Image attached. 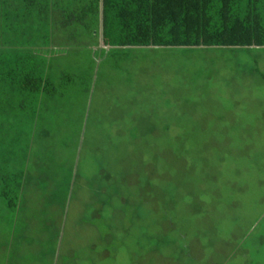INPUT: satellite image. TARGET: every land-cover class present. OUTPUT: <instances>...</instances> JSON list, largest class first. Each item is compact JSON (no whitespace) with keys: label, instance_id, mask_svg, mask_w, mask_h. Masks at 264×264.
Wrapping results in <instances>:
<instances>
[{"label":"rangeland","instance_id":"374dc122","mask_svg":"<svg viewBox=\"0 0 264 264\" xmlns=\"http://www.w3.org/2000/svg\"><path fill=\"white\" fill-rule=\"evenodd\" d=\"M96 38L51 58L28 170L3 96L0 264H264V48L111 49L87 92Z\"/></svg>","mask_w":264,"mask_h":264},{"label":"trees","instance_id":"16d2710c","mask_svg":"<svg viewBox=\"0 0 264 264\" xmlns=\"http://www.w3.org/2000/svg\"><path fill=\"white\" fill-rule=\"evenodd\" d=\"M93 35L99 62L111 49L128 59L147 48H264V0H0V114L4 100L10 101L4 94L25 93L7 110L18 123L26 119L27 161V141L34 142L45 101L56 95L51 58L65 53L69 42L80 47L82 38ZM93 77H85L87 92ZM26 173L17 165L0 170V198L12 213L20 206Z\"/></svg>","mask_w":264,"mask_h":264},{"label":"water","instance_id":"95a60500","mask_svg":"<svg viewBox=\"0 0 264 264\" xmlns=\"http://www.w3.org/2000/svg\"><path fill=\"white\" fill-rule=\"evenodd\" d=\"M98 62H99V61H97V66H96V68H95V74H94V79H93V81H94V80H95V78H96L97 69H98Z\"/></svg>","mask_w":264,"mask_h":264}]
</instances>
